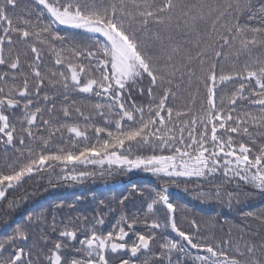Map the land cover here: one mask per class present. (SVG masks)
I'll list each match as a JSON object with an SVG mask.
<instances>
[{
    "label": "snow or ice",
    "instance_id": "6c2138e0",
    "mask_svg": "<svg viewBox=\"0 0 264 264\" xmlns=\"http://www.w3.org/2000/svg\"><path fill=\"white\" fill-rule=\"evenodd\" d=\"M89 165L164 183L146 199L132 185L120 203L142 199L143 215L122 214L106 233L103 215L58 228L29 214L0 239V264H136L138 254L150 255L142 264H264V236L218 238L186 217L183 227L167 187L194 182L198 199L227 197L229 208L250 194L225 182L264 195V0H0L4 213L34 174L83 182ZM218 178L214 193L201 190ZM241 215L264 226V208ZM141 222L150 231L134 232Z\"/></svg>",
    "mask_w": 264,
    "mask_h": 264
},
{
    "label": "trees",
    "instance_id": "16d2710c",
    "mask_svg": "<svg viewBox=\"0 0 264 264\" xmlns=\"http://www.w3.org/2000/svg\"><path fill=\"white\" fill-rule=\"evenodd\" d=\"M22 2L28 3L29 0H22ZM17 12H19V9H17ZM59 30L62 34L70 31L65 29L64 26H59ZM43 59L45 67L53 65V61L48 59L47 53L44 54ZM144 86L147 87V81ZM73 98L84 101L83 96L70 97V99ZM87 170L94 171L96 174L83 182L60 179L59 175L62 174L59 169L57 170L58 174L52 176L47 173L43 175L34 174L31 179H27L19 190L12 192L8 197L9 200L15 199L19 202V206L14 211L6 215L4 209L7 206L0 202V239H6L12 235L17 226L25 225L29 214L34 215L41 212L45 213L48 226L52 224L54 216L58 228H62L70 220L75 221L77 217L87 216L90 221H93L94 217L103 215L105 223L101 231L106 233L113 229L122 214L129 219L143 215L144 204L142 199L132 197L125 201L123 205L120 203L123 196L131 191L132 185L144 189L146 199L148 192L164 183L151 174L140 171L121 174L118 171H109L105 167L103 174H101L99 166L92 165H89ZM217 186H220L219 178L214 184H204L201 190L205 193H214ZM167 187L169 188L171 201L182 209L178 219L183 227H188L187 223L184 222L186 217L188 220L195 219L200 224L201 231H214L218 238L226 236L231 231L232 238L235 240L241 234V230L245 231L246 239L251 237L257 242L261 236H264V226H261L257 220L245 219L241 215L242 211H255L264 208V195L257 190L249 186L236 189L232 184L223 183L222 189L225 192L250 194L246 200L241 196V204L236 205L233 202V207L229 208L227 197L223 201H218L215 198L198 199L196 196L197 185L194 182H179L178 184H169ZM23 198H26V202ZM101 201H103L102 204ZM58 205H63V207H58ZM69 205H72V207H69ZM161 223H163L162 220ZM29 231L31 239L28 244L31 245L37 241L40 230L32 228ZM148 231L150 229L143 222L134 227V232L147 233ZM155 231L159 238L161 230ZM252 233H257V235L252 236ZM47 234L52 241L58 235V233H52L50 227ZM164 234L175 235L171 233L170 229ZM135 239V234L130 233L129 244ZM50 246L51 243H49ZM150 247L155 249L158 244L150 245ZM40 248L41 246L38 244L33 249L34 258L40 252ZM5 255H8V253H5ZM138 256L139 259L136 264H142L143 260L150 258V255L138 254Z\"/></svg>",
    "mask_w": 264,
    "mask_h": 264
}]
</instances>
